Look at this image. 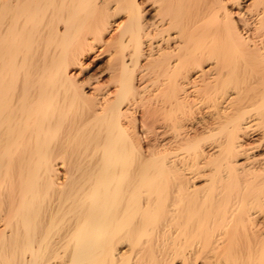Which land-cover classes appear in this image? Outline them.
I'll return each mask as SVG.
<instances>
[{"label": "bare ground", "instance_id": "obj_1", "mask_svg": "<svg viewBox=\"0 0 264 264\" xmlns=\"http://www.w3.org/2000/svg\"><path fill=\"white\" fill-rule=\"evenodd\" d=\"M0 264H264V0H0Z\"/></svg>", "mask_w": 264, "mask_h": 264}, {"label": "rangeland", "instance_id": "obj_2", "mask_svg": "<svg viewBox=\"0 0 264 264\" xmlns=\"http://www.w3.org/2000/svg\"><path fill=\"white\" fill-rule=\"evenodd\" d=\"M90 61H91V59H89L88 62H90ZM91 67H92V69H93V70L91 69L92 72H93V71H94V72H97V70H96L97 68L94 67V63H93V65H92V63H91ZM104 79H105V77L102 79V81H104Z\"/></svg>", "mask_w": 264, "mask_h": 264}]
</instances>
